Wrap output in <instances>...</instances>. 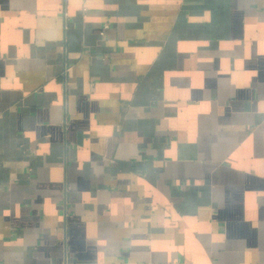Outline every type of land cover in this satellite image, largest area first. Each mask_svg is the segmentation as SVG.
Wrapping results in <instances>:
<instances>
[{
    "label": "crops",
    "instance_id": "obj_1",
    "mask_svg": "<svg viewBox=\"0 0 264 264\" xmlns=\"http://www.w3.org/2000/svg\"><path fill=\"white\" fill-rule=\"evenodd\" d=\"M0 264H264V0H0Z\"/></svg>",
    "mask_w": 264,
    "mask_h": 264
}]
</instances>
